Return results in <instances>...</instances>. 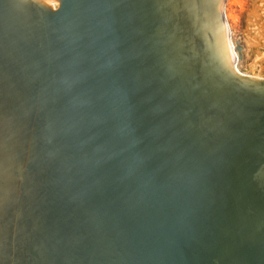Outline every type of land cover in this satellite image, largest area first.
<instances>
[{"label": "bare ground", "instance_id": "bare-ground-1", "mask_svg": "<svg viewBox=\"0 0 264 264\" xmlns=\"http://www.w3.org/2000/svg\"><path fill=\"white\" fill-rule=\"evenodd\" d=\"M220 1L78 0L71 43L56 20L63 0H0V264L23 263L34 246L29 214L19 212L27 148L35 164L58 165L62 147L81 133L67 122L59 139L74 109L56 92V75L33 65V54L53 45L66 56L78 51L63 66L97 82L113 118L122 114L114 137L154 226L193 251L196 264H264V77L239 71L229 0ZM80 99L73 98L78 110ZM214 115L226 127L221 140ZM88 139L99 149L96 125ZM49 177L40 214L61 254L74 239L75 195L68 173Z\"/></svg>", "mask_w": 264, "mask_h": 264}, {"label": "water", "instance_id": "water-1", "mask_svg": "<svg viewBox=\"0 0 264 264\" xmlns=\"http://www.w3.org/2000/svg\"><path fill=\"white\" fill-rule=\"evenodd\" d=\"M75 4H78V0H63L56 19L68 31L66 33L71 43L78 40L70 26L71 20H75L77 16ZM224 20V13L221 12L223 23ZM9 21L11 20L4 18L1 24L6 27V22ZM7 40L11 42L9 36ZM63 52L53 45L45 55L42 52L33 54L32 61L34 66L43 67L46 74L56 75L59 80L56 92H62L66 106L74 109L68 118L63 116L59 139L64 136L63 127L67 126V122L75 123L77 131L81 133L75 141L72 140V145L69 143L68 150L63 151L62 147V157L57 160L58 165L51 161L42 165L35 164V150L27 148L26 158H30L27 163L28 170H24L21 179L19 178L20 181L24 180L23 190L19 192L23 193L20 194V207L23 210L19 212L24 217L29 214L24 220L31 227L34 246L31 247L29 256L25 253L27 257L23 256L21 264H196L193 251L186 249L172 236L163 235L154 226L148 209L132 188L124 149L117 144L114 137L120 116L113 118L109 110V96L102 92L97 82L84 83L77 79L70 66H63L62 59H73L78 51L69 56ZM261 85L264 86V83ZM78 94L81 95L79 110L73 100ZM32 98L38 104L35 107L38 114L41 105L38 88L34 90ZM69 99H72L71 103ZM93 125H96L99 149L88 141ZM244 129L247 131L244 133L253 135V126H244ZM59 143L62 144L61 140ZM65 173H68L66 185L75 195L72 196L76 204L73 216L75 224L74 228L68 226L74 239L64 244V252L60 249L61 254H58L52 248L54 240L47 225L48 221L41 217L39 201L44 200L43 192L48 179L50 180L49 176L52 174L51 179L54 180ZM164 177L169 181L182 182L180 175L178 178H170L168 175ZM43 240L46 241L45 245L42 244ZM72 253L73 257L69 258ZM79 256L84 257L85 263L80 261Z\"/></svg>", "mask_w": 264, "mask_h": 264}, {"label": "rangeland", "instance_id": "rangeland-1", "mask_svg": "<svg viewBox=\"0 0 264 264\" xmlns=\"http://www.w3.org/2000/svg\"><path fill=\"white\" fill-rule=\"evenodd\" d=\"M58 5L56 3L55 7L58 8ZM225 8L230 24L232 41L236 44L237 50L240 53V60L237 63L239 71L244 74L264 77V0H229ZM195 35L198 38L197 33ZM121 112L120 110L119 115ZM217 116L214 115V118H217L214 119V123L218 121L215 124L216 126H220L216 129L223 136L220 138L215 129L214 136L216 138L214 136L213 138L221 140L227 137L224 132L226 127L225 125L221 126L219 117ZM221 127L225 129L223 130ZM204 134L208 136V132ZM204 136V138H209V136ZM139 168L142 170L141 167Z\"/></svg>", "mask_w": 264, "mask_h": 264}]
</instances>
